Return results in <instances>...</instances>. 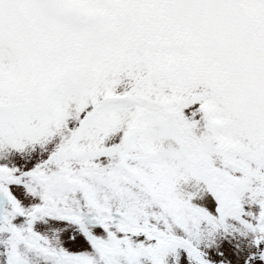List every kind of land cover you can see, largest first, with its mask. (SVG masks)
I'll return each mask as SVG.
<instances>
[{"label":"snow or ice","instance_id":"6c2138e0","mask_svg":"<svg viewBox=\"0 0 264 264\" xmlns=\"http://www.w3.org/2000/svg\"><path fill=\"white\" fill-rule=\"evenodd\" d=\"M0 264H264V0H0Z\"/></svg>","mask_w":264,"mask_h":264}]
</instances>
